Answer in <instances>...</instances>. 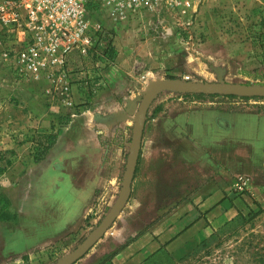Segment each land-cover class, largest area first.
<instances>
[{
    "label": "crops",
    "instance_id": "1",
    "mask_svg": "<svg viewBox=\"0 0 264 264\" xmlns=\"http://www.w3.org/2000/svg\"><path fill=\"white\" fill-rule=\"evenodd\" d=\"M103 24L111 31L115 27L111 19ZM128 25H120L117 31H113L111 49L115 50L114 57L96 58L90 64L100 65L94 70L100 71L102 78L97 91L87 77L90 73L85 70L86 66L77 59L78 54H73L70 66L73 70L74 107L63 109L55 87L46 79L18 80L0 73V149L17 151L14 165L7 168L12 216L6 224L14 223L15 228L24 227V231H29L34 212L40 210L38 216L41 219L48 212L50 221H43L51 224L52 230L46 239L40 240L36 249L50 246L88 223L100 196L119 194L123 182L121 172H111V164L114 160L118 162V170L123 166V150L129 143L130 134L133 135L139 100L150 87L154 75L157 80L190 75L195 81L242 84L253 80L256 72L261 71L259 68L263 67L264 56L254 55L250 42L231 41L229 36L222 35L221 28L206 27V32L210 33L207 40L200 48H193L179 44L174 26L169 28L156 24L150 30L143 27L145 40L141 41L140 31L136 33ZM183 71L185 73L182 74ZM164 91H169L166 96L161 94ZM170 91L181 90L165 89L154 98L142 141L143 145L148 136L153 138V142L156 139L160 141L153 157L159 172L163 171L162 154H165L161 152L167 143H172V138L175 145L174 149L169 147V153L171 156L173 151L176 154L172 163L184 172H225V157L233 155L238 159L237 165L234 164L236 171L264 172V113L225 112L217 106L173 107L168 100ZM65 113H69L68 116L62 115ZM59 117L61 124L56 127ZM197 117L195 128L192 125L189 128V120ZM187 124L188 130H184ZM35 125L39 126L38 131L42 135L60 129L55 142L40 159L31 154L32 142L29 139L20 146L12 138L14 133H28ZM149 127L155 130L152 137L148 133ZM162 133H165L164 138H168L167 142L162 141ZM104 144L115 148V151L110 150L108 157ZM142 145L127 206L134 203L133 207L139 211L140 172L137 171L143 155ZM259 154L262 164L258 161ZM181 164H184L183 168ZM34 188L42 194L41 201L30 204L26 201ZM209 201L207 196L199 208L204 211ZM192 210L169 218V226L155 237L145 229L146 226L141 233L140 213H137L139 221L135 225L137 218L128 216L130 213L127 211H132L126 208L108 231L117 233L113 249L117 248L111 252V260L103 262L99 258L96 264H141L158 250L162 237L171 239L177 231L192 224L197 218L196 211ZM15 228H10L12 233L8 237L2 228L4 246L12 234L15 235ZM32 249L26 246L23 251L15 253L16 250H12L9 254H26ZM83 257L76 264L83 261Z\"/></svg>",
    "mask_w": 264,
    "mask_h": 264
},
{
    "label": "rangeland",
    "instance_id": "2",
    "mask_svg": "<svg viewBox=\"0 0 264 264\" xmlns=\"http://www.w3.org/2000/svg\"><path fill=\"white\" fill-rule=\"evenodd\" d=\"M197 13L196 17L194 15V17L191 16L192 18L185 17L190 18L191 22L193 21L190 29L192 38H189L185 31H182L181 34L175 33L177 41L180 42L179 44L200 48L210 35L206 32V27L213 26L221 28L222 35L229 36L231 41L250 42L253 54L264 56V0H204L195 15ZM93 19L105 22L111 18L104 11ZM144 19L146 20V18ZM149 19H153L154 23L160 21V25H173L176 22V18L168 15V12H164V15L159 17L148 16L146 21L140 18V22L139 20L129 22V28L136 30V33L140 31L141 41L145 40L142 30L148 24ZM138 27H140V30H138ZM134 37H137V35ZM77 59H80V56ZM262 62L263 67L259 68L261 71L256 72L257 75L253 76V80H246L242 84L264 85V59ZM183 73L185 72L183 71ZM151 76L153 77L152 74ZM159 79L157 80L154 75L149 86L159 81ZM168 92L164 91L161 94L166 96ZM168 100H170V105L173 107L185 106L189 109H195L198 106H217L225 112L264 113V99L248 96L206 93L199 96L183 91H170ZM140 101L141 98L139 104ZM63 109L65 108L63 107ZM68 114L62 115L66 117ZM59 119L61 117L58 120L56 119L58 123ZM196 119L198 117L189 120V128H191V125L192 128H195ZM60 124L61 122L58 125L56 124V127ZM38 127V125H35L28 133L19 132L14 133L12 136L20 146L29 139L32 142L30 148L33 151L31 154L36 159L40 156L39 149L48 145L47 142H49L47 134L42 135L38 131ZM209 127L211 128V126ZM185 129L188 130V124ZM59 130L58 128L54 129L51 133H58ZM118 132L115 134H118ZM153 132L155 130L149 127L148 133L151 137ZM162 135V141L167 142L168 138H164L165 133H162ZM131 137L130 134L129 143L125 145L123 150V166L118 170V162L114 160L111 164V172H121V182L126 168ZM148 137L142 145L144 146L143 155L137 171L140 172V211L133 207L134 203L127 207V202L115 222L128 208L132 211H127L130 213L128 216L132 215L137 218V213H140L141 233L143 226H146L147 231L158 237L169 226L167 221L171 217H179L193 208L192 211H196L197 218L186 229L177 231L171 239L167 240V237H162L163 241H160L161 245L158 250L141 264H264V172L236 171L234 164L237 165L238 159L234 155L225 157V172H184L182 169V172H179L181 171L180 168L172 163L175 160V152H172V156L169 153V147L174 149V138L171 139L172 143L170 145L167 143V149L165 148L161 152V154H165H162L163 171L159 172L158 165L155 166L153 157L160 141L156 139V142H153V138ZM104 147L106 157H108L111 149L115 151L114 146L104 144ZM16 152L10 148L0 149V156L3 157L0 159V168L3 169L0 172V264H54L72 252L90 231L105 218L119 194L112 196L109 193L108 196H105V194L100 196L94 204V213H90L88 223L84 224L78 231L66 235L62 240L50 246L36 249L35 247L40 246V240L46 239V235L52 230L51 224L43 221H50L47 215L48 212H46V217H43V219L38 216L40 210L34 212L35 215L31 214L33 217L31 218L32 224L28 227L29 231H24V227L15 228L14 223L6 224L9 216H12L8 203V185L11 183L7 168L14 165ZM170 156L171 161L168 160ZM260 156L259 154L258 161L262 164ZM183 166L184 164H181V168ZM4 169H6V172H4ZM243 180L246 184L241 188ZM41 195L34 188L30 190L26 202L30 201L29 203L32 204L41 201ZM207 196H209L210 203L203 211L199 208V205ZM138 221L139 218L134 221L135 225H138ZM115 222L108 231L114 226ZM119 224L120 222L117 225ZM2 228L6 237L11 236L10 228L16 230L15 235L12 234V238L6 241L5 246L1 233ZM115 230L118 231V229ZM108 231L100 240L104 239L105 236L108 237L101 242L99 240V245L95 246L96 243L95 247L93 246L84 255V260L81 261L83 264H96L99 262V258L103 262L111 260V252L117 248L113 249L117 233L114 231L108 233ZM155 232H158L157 235ZM26 246L33 249L26 254H9L12 250H16L15 253L23 251ZM92 249L94 251L88 255ZM81 262L79 264H82Z\"/></svg>",
    "mask_w": 264,
    "mask_h": 264
},
{
    "label": "built area",
    "instance_id": "3",
    "mask_svg": "<svg viewBox=\"0 0 264 264\" xmlns=\"http://www.w3.org/2000/svg\"><path fill=\"white\" fill-rule=\"evenodd\" d=\"M203 1L0 0V73L18 80L46 79L55 87L63 107H74L70 66L73 54L80 56L81 64L90 73L87 77L97 91L102 78L100 71L94 70L100 65L90 64L96 58L108 57L103 47L112 48L113 31L120 25L168 12L176 22L166 27L174 26L177 34L185 31L192 38L190 18L198 15L195 13ZM104 11L115 25L113 31L102 21L93 19ZM153 21L149 19L144 27L150 30L160 22ZM184 78L192 79L190 75ZM245 184L243 180L240 187Z\"/></svg>",
    "mask_w": 264,
    "mask_h": 264
},
{
    "label": "water",
    "instance_id": "4",
    "mask_svg": "<svg viewBox=\"0 0 264 264\" xmlns=\"http://www.w3.org/2000/svg\"><path fill=\"white\" fill-rule=\"evenodd\" d=\"M165 89H175L206 94L237 95L250 97H264V85H251L226 82H200L181 77L161 79L153 83L141 98L135 117L131 145L127 157L124 178L119 195L105 218L94 227L86 238L69 254L54 264H74L82 258L108 231L128 202L132 182L140 155L143 134L149 108L154 98Z\"/></svg>",
    "mask_w": 264,
    "mask_h": 264
},
{
    "label": "trees",
    "instance_id": "5",
    "mask_svg": "<svg viewBox=\"0 0 264 264\" xmlns=\"http://www.w3.org/2000/svg\"><path fill=\"white\" fill-rule=\"evenodd\" d=\"M110 41V40H109ZM109 41L107 42V46L109 44ZM103 50L104 52H107V54L109 55V57L113 58L114 57V54H115V50L114 49H108L107 47H103ZM170 78H174V77H170ZM194 94L196 95H203L204 93H198V92H194ZM214 95H217V94H214ZM230 96V95H228ZM231 96H235V95H231ZM250 97V96H248ZM256 99H264V97H255ZM59 132V131H58ZM58 133H51V134H47V138H48V145L46 146H42V149H39V152H40V156L38 157V159L42 158L43 155L46 153V151L48 150V148L55 142V139H56V136H57ZM3 157L0 156V159H2ZM3 169L0 168V172H2ZM8 203H9V200H8Z\"/></svg>",
    "mask_w": 264,
    "mask_h": 264
}]
</instances>
